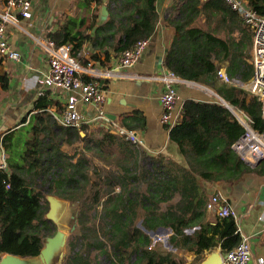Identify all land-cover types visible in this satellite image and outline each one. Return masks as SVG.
Listing matches in <instances>:
<instances>
[{"label":"trees","instance_id":"obj_1","mask_svg":"<svg viewBox=\"0 0 264 264\" xmlns=\"http://www.w3.org/2000/svg\"><path fill=\"white\" fill-rule=\"evenodd\" d=\"M155 1L122 0L117 11H133L122 27L120 52L154 34L159 19ZM247 1L264 15V0ZM194 5L187 7L189 12L195 11ZM203 9L208 15L215 10L243 22L225 0H208ZM85 22L82 18L79 25ZM185 26V20L176 25L178 35L166 57L167 68L180 78L215 89L249 117L253 128L264 131L261 100L244 87L217 81L215 60L231 40L198 28L184 32ZM48 38L57 45H70L77 58L90 35L63 25ZM239 70L242 80L248 81L253 66L244 61ZM0 81L1 88L8 89V73L0 72ZM50 104L42 94L33 123L18 136L11 132L3 140L9 169L0 170V259L7 253L39 256L45 240L57 234V222L47 216L48 195L71 202L77 214L78 231L68 241L63 264H201L207 251L220 247L225 253L238 244L240 233L233 216L208 219L206 187L238 181L256 168L234 149L246 129L220 100L184 101L170 130L183 162L140 153L106 127L65 126L48 112ZM26 121L27 117L22 123ZM82 143L78 154L65 149ZM160 227L171 229L168 242L173 250L153 241L150 232ZM188 254L194 256L190 262L185 259Z\"/></svg>","mask_w":264,"mask_h":264},{"label":"crops","instance_id":"obj_2","mask_svg":"<svg viewBox=\"0 0 264 264\" xmlns=\"http://www.w3.org/2000/svg\"><path fill=\"white\" fill-rule=\"evenodd\" d=\"M207 1L156 0L155 7L159 19L154 34L137 62L131 66H122L119 62L122 27L127 23L126 16L133 11L126 9L125 12H118L117 10L123 7L122 0H104L103 3H97L96 0H32L31 18L24 19L18 15L15 22H6V36L12 47L21 52V58L6 60L0 65V72L9 75L8 89L3 90L0 81V161L4 153L7 155V162L9 158L4 147V137L11 132L18 136L33 123L38 112L35 104L42 94H46L47 100L53 102L48 106V112L60 111V108L65 106L69 91L48 87L39 80L49 69L50 54L44 46L49 39L48 34L68 25L72 32L81 29L90 35L77 57L84 68L80 75L84 79H90L92 74L86 69L95 68L99 71L96 78L105 89L106 114L118 125L138 130L144 139L143 145L132 143L134 148L150 156L163 154L183 162L178 145L170 139L173 124L164 122L161 117V96L166 92L162 75L170 70L165 61L178 35L176 25L185 20L184 32L190 28H198L225 40L229 38L231 41L227 48L219 51L215 62L218 68L226 70L231 76L241 73L239 66L244 65V61L251 64L253 52L251 29L244 26L240 17L239 20H231L215 10H211V15H208L203 9ZM128 2L131 0L126 3ZM104 5L108 8L105 18L102 17ZM189 5H194V12L188 11ZM0 11H4V2L1 0ZM114 17L117 19L110 25L109 21ZM82 18H85L86 22L79 25ZM88 63H91L90 67ZM217 81L221 82L218 77ZM173 87L178 97L173 119L180 114L187 99L209 102L220 100L215 89L180 77L173 83ZM211 92L216 97H213ZM79 109L85 116L84 123L89 124L91 128L105 127L93 121L97 115V107L94 104H80ZM25 117L27 121L22 123ZM82 147L83 143L65 149L78 154ZM255 168L245 173L238 181L218 184L222 195L237 213V230L240 234L250 236L252 253L254 258H257L264 256V160ZM50 197L51 195L47 196L51 206ZM53 197L55 212H60L69 203L59 197ZM207 215L211 220L218 216L215 211L208 209ZM192 230L189 229L188 232ZM65 231L66 229L58 227L56 236L45 240L44 254L31 257L35 264H51L49 261L52 256L66 241ZM46 249L48 252L45 254ZM219 250L220 247L214 251ZM210 254L211 252L207 251L206 257ZM188 255L194 258L193 255Z\"/></svg>","mask_w":264,"mask_h":264},{"label":"built area","instance_id":"obj_3","mask_svg":"<svg viewBox=\"0 0 264 264\" xmlns=\"http://www.w3.org/2000/svg\"><path fill=\"white\" fill-rule=\"evenodd\" d=\"M231 8L242 18L244 26L253 32V52L251 64L253 72L248 81H243L241 74L231 76L226 70L219 68L217 77L221 82L246 88L251 94L257 96L262 102V114L264 116V15L249 6L247 0H225ZM18 15L24 19L32 17V0H6L4 11H0V59L18 60L21 52L12 47L6 36V22H15ZM150 38H143L133 47L126 48L120 53L119 62L122 66H131L142 56ZM49 52V69L40 83L48 87L69 91L66 104L62 111H53V117L65 126H80L85 121L84 114L80 111V104H94L97 107V115L93 121L118 133L127 141L143 145L144 139L138 130L127 129L118 125L106 114L104 104L106 101L105 89L97 80L99 71L95 68L86 69L92 74L89 81L85 80L80 72L84 69L79 60L71 54V46L68 44L57 45L49 40L44 44ZM91 63H88V67ZM175 72L169 70L162 75L166 92L161 96L163 106L162 120L171 125L176 123L179 114L173 119L176 109L177 94L173 83L178 80ZM237 111V110H236ZM238 120L245 127V133L234 143V149L243 160L252 166H256L264 160V131L253 128L249 117L241 111H237ZM175 120V121H174ZM7 155L4 153L0 161V170L8 171ZM9 187V184L7 185ZM210 198L207 209L215 211L220 217L233 216L237 218L236 211L220 191L218 183H208ZM221 264H264V256L254 258L250 236L241 233L238 244L228 252L223 253Z\"/></svg>","mask_w":264,"mask_h":264},{"label":"rangeland","instance_id":"obj_4","mask_svg":"<svg viewBox=\"0 0 264 264\" xmlns=\"http://www.w3.org/2000/svg\"><path fill=\"white\" fill-rule=\"evenodd\" d=\"M250 79V78H249ZM212 93V92H211ZM213 97H216L215 94H211ZM141 153H143V151H140ZM9 155V154H8ZM101 163V162H99ZM75 207L72 206L71 202H69L66 207H63L62 210H60V212H54L52 215V218H54V220H57V224H59L58 227H61V229L63 230L66 229L65 231V243L64 245L60 246V249L57 251V253L52 256L51 260L49 262H51V264H63L66 254L68 252V241L75 235V233H77V229H78V225H77V221H76V211L74 209ZM172 231L166 232L165 230H156V232H150L153 241L156 242H161L163 247L168 248L169 250H173L172 246L169 244L168 242V237L171 234ZM188 256V258H187ZM185 257V259L187 260V262L192 261L194 258L190 255H187ZM43 262H45V260H41Z\"/></svg>","mask_w":264,"mask_h":264},{"label":"water","instance_id":"obj_5","mask_svg":"<svg viewBox=\"0 0 264 264\" xmlns=\"http://www.w3.org/2000/svg\"><path fill=\"white\" fill-rule=\"evenodd\" d=\"M107 14H108V8L106 5H104L102 7V17L105 18ZM191 82L197 83L195 81H191ZM197 84H199V83H197ZM219 98H220V101L222 102V104L226 105L238 117L237 111L230 104H228L223 98H221L220 96H219ZM50 201H51V206H50V209L47 213V216L49 218L53 219L52 215L55 212V198L52 195L50 197ZM158 230H165L166 232L171 231L170 228H162V227H160ZM54 237H52V238H54ZM43 254H44V252L42 249V252L39 256H42ZM222 259H223V253L221 250L213 251V252H211V254L209 256H207L205 258V260L201 264H221ZM0 264H35V262L31 257H21L18 255L7 253V254L3 255L2 258L0 259Z\"/></svg>","mask_w":264,"mask_h":264},{"label":"bare ground","instance_id":"obj_6","mask_svg":"<svg viewBox=\"0 0 264 264\" xmlns=\"http://www.w3.org/2000/svg\"><path fill=\"white\" fill-rule=\"evenodd\" d=\"M50 244H51V243H49V245H48V246H50ZM47 252H48V249H46V250H45V254H46Z\"/></svg>","mask_w":264,"mask_h":264}]
</instances>
